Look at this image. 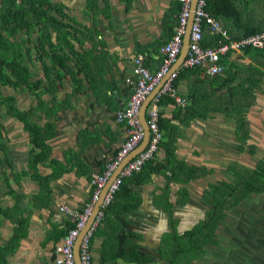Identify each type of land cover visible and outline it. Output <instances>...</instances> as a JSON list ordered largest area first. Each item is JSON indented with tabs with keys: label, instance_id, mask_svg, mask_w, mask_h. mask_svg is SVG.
Masks as SVG:
<instances>
[{
	"label": "crops",
	"instance_id": "1",
	"mask_svg": "<svg viewBox=\"0 0 264 264\" xmlns=\"http://www.w3.org/2000/svg\"><path fill=\"white\" fill-rule=\"evenodd\" d=\"M233 1L241 12L240 19L220 20L233 38L245 36L248 27H264V0ZM60 2L65 16L68 15V23L74 24L72 20H77L80 24L77 41L73 43L80 61L73 56L74 61H71L74 69L77 68L76 63L80 62L78 85L71 84L72 77L66 74L57 82L56 93L45 88L37 92L38 96L35 92L22 89L2 91L4 98L15 100L20 110L32 111L28 120L32 127L38 129L40 137L34 142L23 122L19 123L10 114L8 105L0 108L4 135V138H0L3 143V146L0 143V159H4L0 161V264H58L56 246L72 226L62 207L82 211L93 194V175L103 173L119 152L127 131L125 125L117 121V112L133 91L134 58L141 54L150 69H158L162 58L160 49L172 38L179 13L175 9L178 0ZM34 34L40 35L39 32ZM53 34L55 36L57 33ZM254 57L244 51L231 53L229 63L235 64L238 75L232 87L242 84L247 70L259 63ZM31 69L32 81L43 77L40 61L32 63ZM181 69L186 68L182 65L178 71ZM198 80L194 75L181 78L177 86L178 95L186 100V104L180 105L174 98L166 96L161 105V116L179 126L175 143L178 160L186 165L206 167L209 174L186 184L182 176L180 180H170L172 172L163 166L160 174L152 173L145 177L147 180L143 183H138L141 179L130 182L132 193L129 198H115V213H110V220L104 219L102 227L95 234L92 243L94 264H137L130 255H123V251L133 254L134 248L144 256L160 251L162 247H158L163 245L165 238L174 244L169 234L172 232L170 229L176 228L177 216L172 215L186 204H179V199L174 201L173 197L182 199L183 189L187 188L188 201L195 185L201 187L203 196L211 184L227 181L220 177L221 173L218 174L213 165L220 156L214 150V142L219 137H215L217 131L213 121L218 118L226 121V105L231 108L237 106L241 100H245V93L240 90L237 95V91L234 92V100L229 97L226 104V86L219 88L216 85L214 88L206 82L199 88L195 85ZM262 84L253 89L249 96L246 94V103L253 101L252 93L254 95L251 110L261 100ZM203 89L210 93L213 101L221 102L219 106H213L222 111H211L208 118H195L188 124H182L175 117L178 108H189L194 100L191 95ZM167 98L174 102L169 103ZM248 116H253V113ZM232 119L236 120L234 117ZM222 130L226 131L225 128ZM203 140L206 141L205 145ZM212 140L213 150L205 151ZM34 150L45 156L35 169L30 167ZM166 157L165 150L161 148L157 159L165 162ZM117 171L114 174L118 175L120 171ZM202 196L199 200L201 205L207 204ZM167 202L173 203V206H168ZM175 207L178 208L176 213ZM161 216L166 218L167 231L159 242H153L145 230L155 226ZM147 258V264H150V257ZM258 260L264 264V251ZM77 264H80L79 259Z\"/></svg>",
	"mask_w": 264,
	"mask_h": 264
},
{
	"label": "trees",
	"instance_id": "2",
	"mask_svg": "<svg viewBox=\"0 0 264 264\" xmlns=\"http://www.w3.org/2000/svg\"><path fill=\"white\" fill-rule=\"evenodd\" d=\"M175 9L180 13L181 4L178 3ZM207 10L218 20L235 17L240 19L241 17V12L238 10L233 0H208ZM65 15L66 13L63 10L62 2L55 6L54 2L51 0H38V2H36V0H0V106L5 104L8 105L10 114L19 122H23L26 131L30 133L31 139L34 142L39 140L40 132L28 122V117L32 111L24 112L20 110L15 104V100L4 98L2 91L5 89H22L37 94L41 88H45L46 91L50 90L56 93L57 82L61 81L66 74L72 77L73 82L71 84L78 85L80 57L73 43L77 41L76 34L79 32L80 24H78L77 20L75 21L71 18L70 20H72L74 24H69L67 19L68 15ZM262 31H264V27L257 29L248 27L245 36ZM37 32H39L40 35L35 37L34 33ZM53 32L57 34L54 36ZM239 36L240 35L237 36L238 39ZM219 41L220 38L218 36L206 33L203 45L206 47H214L218 45ZM244 52L255 55L254 59L259 61V63L257 65H252L250 70H247V77L242 84L232 87L238 75H236L235 64L229 63L228 58L231 56V53H228L224 59H222L224 65L222 74L211 77L206 74V69L201 67L195 69H181L178 79L175 81V87L178 86V81L181 78L194 75L197 76L199 80L202 78L201 81L198 80V82L195 83L198 87L200 86L199 88L206 82H209L214 88H216V85L217 87L219 86V88L226 86V89H228L226 91V104H228L227 98L233 97L232 99L234 100V92L237 91L238 95L240 90L245 93L243 96H245V100H247L246 94L249 96L252 90L259 88L264 81V49L247 48ZM72 56L79 58V61L76 63V69L72 68L71 65V61H74L72 60ZM36 61L41 62L44 74L41 79L32 81L31 65ZM224 74H226V79H224ZM53 75L54 84H52ZM215 93L217 92L215 91ZM191 96L194 99L192 105L187 109L179 107L175 115L176 119L182 122V124H188L195 118H208L211 111H222L221 108L217 107L219 106L218 103L221 102L213 101L212 96L206 89L192 94ZM252 96L253 101L248 102L244 109L239 110V104L237 106H232V108L226 105V116L231 118V115L234 114L235 116H232V118H236L237 121V135H240V137H238L240 139V151L245 150L250 136L247 115L255 102L253 93ZM167 99L169 103L172 101L174 102V100L170 98ZM164 100L162 104L165 102ZM210 105H212V108ZM185 111L186 113H184ZM159 125L164 134L160 149L162 148L166 152L167 157L165 162L159 161L157 159V154L153 160L144 165L139 173L134 174L132 178L126 179L123 182L116 198L118 197L120 200L128 199L132 193L129 188L130 182L141 179L138 180V183H143L147 180L145 177L150 176L152 173L160 174L163 166H166V168L172 172L170 180H180L182 176L183 183L186 184L191 180L205 177L209 174V170L206 167H194L186 165L184 162L178 160L175 152V143L179 135L178 125L174 124L169 119H164L161 114ZM1 127L2 125L0 123V129ZM0 134L2 137L3 132L0 131ZM0 143L3 146L1 139ZM250 148L251 152L254 153L256 146L253 144ZM44 159L45 156H43V154L41 156L35 150L34 152L32 151V163L30 167L35 169L37 164ZM229 171L234 177V182L222 181L219 184H211L208 194L205 195L204 201L210 200L213 204L212 209L207 214L205 224H201L199 228L192 229V231L184 235H180L174 227L169 234L172 241H178V244L179 241L186 242V240L189 239V243H192L195 237L197 238V234L202 230L205 231L210 229L212 232H216L221 222L227 218L230 210L238 207L250 195L264 194V161H260L254 169L243 166H231ZM7 181L9 183V180ZM183 190L184 196L178 201L181 205H185L188 199L187 188ZM12 192H15V190H12ZM211 197H214L215 201H211ZM114 211L115 204L112 203L107 208L105 217L109 216L110 213ZM172 225L174 226L173 223ZM96 232L97 231H95L92 237V243L95 239ZM123 239L125 240V236ZM178 250L179 252L185 251L182 247ZM132 252L133 254L123 251V255H130L137 264H147L148 258H146V256L136 252L134 248Z\"/></svg>",
	"mask_w": 264,
	"mask_h": 264
},
{
	"label": "built area",
	"instance_id": "3",
	"mask_svg": "<svg viewBox=\"0 0 264 264\" xmlns=\"http://www.w3.org/2000/svg\"><path fill=\"white\" fill-rule=\"evenodd\" d=\"M178 2L181 4V12L177 17L172 38L160 49L162 58L159 68L155 71L150 69L145 62V57L141 54L134 58L133 91L126 104L117 112V121L124 124L127 131L122 147L103 173L93 175L91 180L93 194L83 210L76 212L70 208L62 207L63 212L70 218L72 226L62 242L56 246L58 264H77L76 245L78 239L102 201L79 249L81 263L94 264L91 240L95 231L102 225L107 208L114 202L124 180L139 173L160 150L164 138L159 125L162 100L169 96L180 105L186 104V100L178 95V89L175 87L179 71L174 68L184 45L191 15H194V21L188 54L183 63V67L186 69L205 68L209 76L216 77L223 73L222 59L228 53L241 52L247 48L264 49V31L239 39L233 38L222 22L208 12V0H198L194 9L192 7L193 0H178ZM208 31L220 38L217 46L206 47L203 45L204 36ZM155 92L156 94L152 97L146 111L150 141L147 147L122 167L115 179L111 181L114 173L140 147L144 140L145 128L142 124L141 112L145 102ZM108 184H110L109 188L103 197Z\"/></svg>",
	"mask_w": 264,
	"mask_h": 264
},
{
	"label": "rangeland",
	"instance_id": "4",
	"mask_svg": "<svg viewBox=\"0 0 264 264\" xmlns=\"http://www.w3.org/2000/svg\"><path fill=\"white\" fill-rule=\"evenodd\" d=\"M60 1L61 0H54L55 6L59 5L61 3ZM34 36L37 37L38 35L35 34ZM262 86L263 88L260 93L261 100L259 101L258 106L253 110L250 108L248 112V114L253 113V116L249 117L247 115L250 136L248 139V145L244 151H240L239 148L240 139L238 137H240V135H237L238 126L236 120L226 116V121L221 118L213 121V126L217 131L215 137H219V139L214 138V140H218L215 142L214 140L210 141L205 151H212L213 149L211 146L214 142V150L216 151L215 154L220 156L216 158L218 162L213 165L215 166V169H217V173H221L220 177L222 179H226L230 183L234 182V177L229 171L231 166H243L254 169L260 161H264V81ZM7 91L10 90L8 89ZM246 104V100L243 99L239 102L240 106L238 107L244 109ZM28 122L31 124L29 120ZM222 128H225L226 131L222 130ZM203 143L205 145L206 141L203 140ZM253 144L256 146L254 153L251 152L250 148ZM223 154L225 156H223ZM2 160L4 159L2 158ZM2 160L0 159V161ZM199 161L201 160L199 159ZM214 177L216 176L214 175ZM192 191V197L189 198L185 205L190 206L188 209L189 225L186 227L181 224V216L176 213L178 208L176 209L175 207V213L177 215H172L173 217L177 216L175 218L176 229L180 235L190 230L191 225L194 226L196 223L200 222L204 217L203 214L206 212L205 207L202 206L199 201L202 196L201 194L203 193V191H201V187L195 185L192 188ZM207 194L208 191L205 195ZM205 195L202 196L203 199H205ZM173 198L174 201L176 199H180L175 196ZM210 199L211 201H215L214 197H211ZM205 201L209 207H213L210 200ZM167 205L173 206V203L167 202ZM168 206L165 207L168 208ZM185 206L182 208L179 207V210H183ZM110 219L111 216L109 215L105 218V221ZM100 227H102V225ZM170 230L172 231V229ZM225 233L226 243L223 242ZM208 238H210V243H208L209 240L206 242L208 245L206 246L205 253L199 252L195 249V239L192 243H189L190 240L187 239L185 244H182L185 241H179L178 244V241H176L174 244L170 245V239L165 238L163 245H159L158 248L162 247L165 252H169L171 247L174 250H178L177 246H179V248L182 247L185 249V252L184 254H179L177 262L184 261V264H262L259 262L258 256H260V253L264 251V194L250 195L242 202V204L233 210H230L225 223L220 226L216 232H211L208 235ZM260 243H263L262 247H260ZM149 255V257H153L150 264H156L158 261L161 264L168 263L172 257V255L165 254L166 256L162 263L159 259H154L156 255H159L158 250L156 252L149 253ZM172 260L176 264V259L172 258Z\"/></svg>",
	"mask_w": 264,
	"mask_h": 264
},
{
	"label": "water",
	"instance_id": "5",
	"mask_svg": "<svg viewBox=\"0 0 264 264\" xmlns=\"http://www.w3.org/2000/svg\"><path fill=\"white\" fill-rule=\"evenodd\" d=\"M197 1L198 0H193V4H192V7L193 9L196 7V4H197ZM193 21H194V15L192 14L191 17H190V22L188 24V27H187V33H186V36H185V39H184V45H183V48H182V51H181V54L178 58V61L175 65V70H178L181 68V66L183 65L186 57H187V54H188V50H189V46H190V38H191V28H192V24H193ZM155 95V93H153L149 98L148 100L145 102V104L143 105V108H142V112H141V119H142V124L145 128V137H144V140L142 142V144L140 145V147L134 152L132 153L128 158L127 160L125 161V163L123 164V167L124 165L131 161L135 156H137L140 152H142L148 145L149 141H150V131H149V128H148V123H147V118H146V111H147V108L149 107V104L152 100V97ZM122 169V168H121ZM120 171V169H119ZM117 171V172H119ZM117 176V174H114V176L112 177V179H115V177ZM112 181V180H111ZM111 183V182H110ZM109 185L106 187V189L104 190V193H103V197L105 196L108 188H109ZM102 202V201H101ZM100 202V204H101ZM100 204L98 205V207L95 209L94 213L92 214L90 220H89V223L86 227V229H84L78 239V242H77V245H76V255H77V259H79V263H81V260H80V254H79V249H80V244H81V241L83 240L85 234L88 232L90 226L92 225L94 219H95V216L96 214L98 213L99 211V208H100Z\"/></svg>",
	"mask_w": 264,
	"mask_h": 264
},
{
	"label": "flooded vegetation",
	"instance_id": "6",
	"mask_svg": "<svg viewBox=\"0 0 264 264\" xmlns=\"http://www.w3.org/2000/svg\"><path fill=\"white\" fill-rule=\"evenodd\" d=\"M2 106H5V105H2ZM2 106H0V108H2ZM1 125H2V123H1ZM0 131H1V129H0ZM2 132V131H1ZM0 138L2 139V138H4V135L1 137V134H0ZM209 190V189H208ZM207 190V191H208ZM204 207H205V213L203 214L204 215V217L201 219V221L200 222H198V223H196L194 226L192 225L191 226V229L190 230H188L187 232H189V231H192V229H197V228H199L200 227V225L201 224H205V222H206V219H207V214H208V212H210V210L212 209L211 207H209L207 204H202ZM202 214V213H201ZM225 221H226V218L221 222V224L218 226V228L216 229V230H218L219 228H220V226H222L224 223H225ZM187 232H185L184 234H186ZM212 231L210 230V229H207V230H202L200 233H198L197 234V238L195 237V243H196V246H195V249L197 250V251H199V252H206V246L208 245V243H210V238H208V235L211 233ZM184 234H182V235H184ZM205 235V236H204ZM209 240V241H208ZM208 241V243H206ZM223 242H225L226 243V233H225V235H224V240H223ZM174 243V242H173ZM186 242H183L182 244H185ZM170 245H171V243H170ZM178 247V249H179V246H177ZM171 250L172 251H169V252H165L164 250H163V248H160V251H159V255H156L155 256V258L154 259H159L160 260V262H162L163 263V261H164V258H165V254H167V255H172V257H171V259L168 261V263H164V264H175V262L172 260V258L173 259H176V264H184V261H180V262H177L178 261V256H179V254L180 253H183L184 254V252L183 251H181V252H179V250H174L172 247H171ZM176 252H178V253H176ZM144 256H146V258L147 257H149V255L148 254H144ZM202 257V256H201ZM200 257V258H201ZM153 259V257H150V259H149V261H151ZM194 263H196V262H194ZM156 264H161V263H159V261L156 263Z\"/></svg>",
	"mask_w": 264,
	"mask_h": 264
},
{
	"label": "clouds",
	"instance_id": "7",
	"mask_svg": "<svg viewBox=\"0 0 264 264\" xmlns=\"http://www.w3.org/2000/svg\"><path fill=\"white\" fill-rule=\"evenodd\" d=\"M189 207L190 206H185L183 210H179L177 213L178 215L181 216V224L185 225L186 227L189 225V215H188ZM166 231H167L166 218L164 216H161L158 219V222L155 226L145 230V234H149L153 242H159L161 236L165 234Z\"/></svg>",
	"mask_w": 264,
	"mask_h": 264
}]
</instances>
